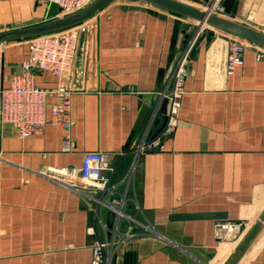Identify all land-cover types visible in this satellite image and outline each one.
<instances>
[{
  "label": "crops",
  "instance_id": "0c3cea01",
  "mask_svg": "<svg viewBox=\"0 0 264 264\" xmlns=\"http://www.w3.org/2000/svg\"><path fill=\"white\" fill-rule=\"evenodd\" d=\"M178 1L203 10L209 2ZM56 17L58 7L48 0H0V33ZM228 18L264 33V0H235ZM196 27L127 0L109 3L74 27L76 54L63 76L72 92L71 152H61V132L49 125L20 140L0 123V264H88L93 225L107 240L77 192L85 152L107 154L112 162L122 155L112 182L119 195L125 192L124 210L137 222L133 237L105 252L110 264H224L264 209V57L257 61L256 50L246 49L242 66L227 76L230 35L204 32L186 62L175 130L154 150L137 158L130 152L147 124L151 136L163 128L161 94L170 90L186 37ZM28 40L0 45L4 86L26 60ZM35 80L41 88L56 85L45 73ZM182 213L225 218L168 220ZM102 220L108 224L106 213ZM218 221L247 227L235 241L219 240ZM125 225L121 220L120 233ZM235 264H264V225Z\"/></svg>",
  "mask_w": 264,
  "mask_h": 264
},
{
  "label": "built area",
  "instance_id": "2783aa9c",
  "mask_svg": "<svg viewBox=\"0 0 264 264\" xmlns=\"http://www.w3.org/2000/svg\"><path fill=\"white\" fill-rule=\"evenodd\" d=\"M93 0H48L50 4L58 7L59 17L75 13ZM223 0H209L206 8L211 14L221 16ZM196 30L185 40L178 63L174 69L170 90L161 94V100L166 99L165 124L163 128L150 135V123L144 128L137 144L131 151L137 158L147 150L158 148L162 137L173 133L178 120L176 117L179 100L183 92V79L185 66L189 55L199 39L206 31L210 30L205 24H197ZM28 54L20 65V71L8 78L6 86L3 85V59L0 54V123L9 125L20 140H25L42 133L49 125L61 132V152L70 153L72 143L70 129L72 121L71 94L65 88L63 76L73 64L76 52L74 27L63 29L54 33L33 37L28 40ZM246 49L256 50V60L264 57V48L254 45L244 39L229 36L225 71L231 76L243 64V53ZM48 74L56 80L52 88H41L35 80L39 74ZM54 102L48 103V99ZM122 155L112 162L107 154L99 152H85L79 169L83 184L82 190L77 192L85 199L94 214L95 224H100L107 232L115 234L119 231L120 222L126 223L123 238L135 235L132 222L134 216L124 210L125 192L118 194V185L112 182L113 175L120 163ZM133 169V166L131 167ZM130 176L125 177L124 187H127ZM102 213L108 216V224L103 222ZM244 222L218 221L215 224L217 238H230L234 241L246 229ZM110 229V230H109ZM95 240L91 246V260L88 264H110L105 257V252L111 249L114 235L109 240L100 239L95 233V226L90 229ZM113 245V243H112ZM110 247V248H109Z\"/></svg>",
  "mask_w": 264,
  "mask_h": 264
},
{
  "label": "water",
  "instance_id": "95a60500",
  "mask_svg": "<svg viewBox=\"0 0 264 264\" xmlns=\"http://www.w3.org/2000/svg\"><path fill=\"white\" fill-rule=\"evenodd\" d=\"M116 0H93L81 10L53 18L36 26L11 30L0 33V45L17 40H25L33 37L54 33L63 29H68L80 25L93 17L99 10ZM152 6L154 8L184 17L197 24H205L213 30L244 39L254 45L264 48V33L251 27L245 26L228 18L235 5V0H223L221 3L222 15L211 14L208 10H203L192 6L186 2L178 0H127ZM187 38V37H186ZM166 99H163L160 106L162 115V125L165 122ZM160 127V128H161ZM160 131V130H159ZM225 218L223 214L217 213H182L171 214L168 220L171 222L195 221V220H220ZM264 225V209L259 216L250 224L242 237L238 240L224 264H235L242 253L249 246L258 232ZM110 228V225H109Z\"/></svg>",
  "mask_w": 264,
  "mask_h": 264
},
{
  "label": "rangeland",
  "instance_id": "374dc122",
  "mask_svg": "<svg viewBox=\"0 0 264 264\" xmlns=\"http://www.w3.org/2000/svg\"><path fill=\"white\" fill-rule=\"evenodd\" d=\"M208 4H209V2H208ZM135 221H136V220H135ZM136 223H137V222H136ZM109 230H110V229H109ZM124 231H125V230H123L122 233H120V230H119V231H117L115 234H113L111 231L108 232V234H107L108 236L106 235V237H107L106 239H109V240H110V239L112 238V235H114L112 242L109 243V244H110V247L113 246L112 243H114V242H116V241H119L120 239L123 238V236H124V235H123V234H124ZM106 233H107V232H106ZM110 247H109V248H110ZM109 250H110V249H109ZM112 250H113V249H111V251H112Z\"/></svg>",
  "mask_w": 264,
  "mask_h": 264
}]
</instances>
